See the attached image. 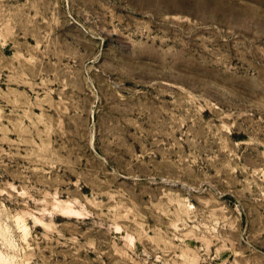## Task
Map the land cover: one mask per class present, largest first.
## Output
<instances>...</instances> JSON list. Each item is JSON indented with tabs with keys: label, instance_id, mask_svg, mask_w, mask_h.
<instances>
[{
	"label": "rangeland",
	"instance_id": "1",
	"mask_svg": "<svg viewBox=\"0 0 264 264\" xmlns=\"http://www.w3.org/2000/svg\"><path fill=\"white\" fill-rule=\"evenodd\" d=\"M0 264H264V0H0Z\"/></svg>",
	"mask_w": 264,
	"mask_h": 264
}]
</instances>
